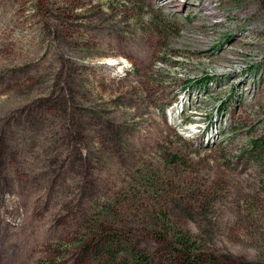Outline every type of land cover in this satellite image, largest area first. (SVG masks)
I'll list each match as a JSON object with an SVG mask.
<instances>
[{"label": "rangeland", "instance_id": "obj_1", "mask_svg": "<svg viewBox=\"0 0 264 264\" xmlns=\"http://www.w3.org/2000/svg\"><path fill=\"white\" fill-rule=\"evenodd\" d=\"M103 220L264 264V0H0V264Z\"/></svg>", "mask_w": 264, "mask_h": 264}, {"label": "trees", "instance_id": "obj_2", "mask_svg": "<svg viewBox=\"0 0 264 264\" xmlns=\"http://www.w3.org/2000/svg\"><path fill=\"white\" fill-rule=\"evenodd\" d=\"M97 230V234L91 238L94 253L92 258L96 262L154 264L158 261L164 264H220L217 257L206 250L202 243L174 228L169 227V229H163L164 231L157 228L150 231L153 242L161 247V250L152 256L144 254L120 230L106 225L105 220L98 225ZM86 250H83L84 256Z\"/></svg>", "mask_w": 264, "mask_h": 264}]
</instances>
